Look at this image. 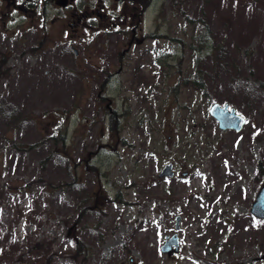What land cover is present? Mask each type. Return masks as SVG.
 <instances>
[{"label":"rangeland","instance_id":"obj_1","mask_svg":"<svg viewBox=\"0 0 264 264\" xmlns=\"http://www.w3.org/2000/svg\"><path fill=\"white\" fill-rule=\"evenodd\" d=\"M47 1L0 0V264H264V0Z\"/></svg>","mask_w":264,"mask_h":264},{"label":"water","instance_id":"obj_2","mask_svg":"<svg viewBox=\"0 0 264 264\" xmlns=\"http://www.w3.org/2000/svg\"><path fill=\"white\" fill-rule=\"evenodd\" d=\"M39 1V0H33ZM210 114L218 121L219 128L222 130L234 129L236 131L242 130L246 123V118L240 115L234 107H230L228 104L221 105L220 103H214L210 108ZM161 175H167L172 177L173 163H167ZM252 213L260 219H264V185L261 187L256 200L252 204ZM177 228H179L180 217H178ZM179 249V240L177 234L167 237L166 241L162 245V252L171 254L177 252Z\"/></svg>","mask_w":264,"mask_h":264},{"label":"flooded vegetation","instance_id":"obj_3","mask_svg":"<svg viewBox=\"0 0 264 264\" xmlns=\"http://www.w3.org/2000/svg\"><path fill=\"white\" fill-rule=\"evenodd\" d=\"M17 1H22L23 3H27L28 5H34L38 9L42 7L45 8V10L49 8V2H50V1L48 2L47 0H39V1L17 0ZM73 1L69 3V1L67 0H60L59 4L65 6L69 10H71V7L76 6V10L79 11V13L78 12L74 13L75 16H77L76 21H92L96 23L100 21H120L121 14L120 12L117 11V9H120L121 6L125 4V1L118 0L114 2V4L117 5V8L113 9L112 7L103 6L104 4L101 5L99 3H93V2L89 3V1L87 2L86 0H80L79 3H77L74 6L75 2ZM128 16L129 15H126V17Z\"/></svg>","mask_w":264,"mask_h":264},{"label":"trees","instance_id":"obj_4","mask_svg":"<svg viewBox=\"0 0 264 264\" xmlns=\"http://www.w3.org/2000/svg\"><path fill=\"white\" fill-rule=\"evenodd\" d=\"M195 81V85L200 88V89H206V87L203 85V83H200L197 79L194 80ZM23 211V209H22ZM22 211L20 210V215L22 214ZM0 219H3L4 220V223L6 224L8 221H9V218L8 216L3 213V212H0ZM1 241V240H0ZM16 241V240H15ZM11 244H14V242L12 241ZM18 245V244H17ZM42 246L41 245H38L37 243H35V245H30L29 248L32 250L33 248H38L40 249Z\"/></svg>","mask_w":264,"mask_h":264},{"label":"bare ground","instance_id":"obj_5","mask_svg":"<svg viewBox=\"0 0 264 264\" xmlns=\"http://www.w3.org/2000/svg\"><path fill=\"white\" fill-rule=\"evenodd\" d=\"M198 244V243H197Z\"/></svg>","mask_w":264,"mask_h":264}]
</instances>
